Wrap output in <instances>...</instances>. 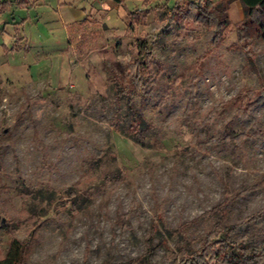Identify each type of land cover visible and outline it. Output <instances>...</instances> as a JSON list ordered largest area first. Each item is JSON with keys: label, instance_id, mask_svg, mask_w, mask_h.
Returning <instances> with one entry per match:
<instances>
[{"label": "rangeland", "instance_id": "1", "mask_svg": "<svg viewBox=\"0 0 264 264\" xmlns=\"http://www.w3.org/2000/svg\"><path fill=\"white\" fill-rule=\"evenodd\" d=\"M113 1L85 0L84 22L67 31L62 11L41 6L20 28L29 47L16 61L30 69L0 72V257L15 237L28 243L26 264H177L215 217L183 235L179 225L220 202L223 183L239 191L264 179V138L205 152L195 145L207 133L219 136L225 123L239 129L232 107L201 123L211 107L243 86L264 85V40L254 39L248 56L236 38L241 2L230 3L229 30L215 44L204 25L187 21L183 31L164 18L174 6L186 11L185 0ZM137 9L143 15L131 21ZM134 59L142 80H153L140 138L126 132L130 116L111 82L118 79L138 107L139 90L123 77ZM188 104L197 132L184 124ZM250 114L264 127V102ZM262 207L264 186L234 202L229 222Z\"/></svg>", "mask_w": 264, "mask_h": 264}, {"label": "trees", "instance_id": "2", "mask_svg": "<svg viewBox=\"0 0 264 264\" xmlns=\"http://www.w3.org/2000/svg\"><path fill=\"white\" fill-rule=\"evenodd\" d=\"M187 10L178 11L175 6L164 18L175 23L179 30L185 31V23L193 21L204 25L212 32V41L217 44L222 34L229 30L231 21L229 17V5L232 0H185ZM242 4L243 17L236 24V38L238 43H243L248 56L253 54L250 44L254 39L264 40V0H239ZM132 20L140 19L143 10L137 9L129 13ZM144 17V16H142ZM141 17V18H142ZM140 61L137 59L129 62L123 73V77H130L134 87L139 90L140 105H135V100L127 88L116 78H111L114 88V100L124 104L130 116V123L126 132L132 138H140L148 126L142 112V107L147 98L153 94V86L149 81H143L138 73ZM194 92L190 91V98H194ZM171 95L166 93L159 98L160 104H169ZM264 102V85L250 88L243 86L232 98L221 101L211 107L205 114L201 123H210L214 118L222 115L227 109H234V116L239 119L240 125L237 132L232 131L229 123L221 127L219 136L206 134L203 139L195 142L196 148L205 152L208 145H226L233 143L238 147L253 138H264V127L260 121L251 116L253 106ZM189 104L183 111L184 124L192 126V131H198V125H194L191 118ZM116 126V122H114ZM100 152L97 151V155ZM118 179V178H116ZM224 186L223 199L217 204L204 211L198 217L189 222H184L177 227L176 232L183 235L185 229L204 217H215V222L210 226L207 233L201 239L195 249L184 251L182 258L177 264H264V232H258V226L264 223V207L245 216L236 223L229 222V214L233 204L243 195L264 186V179L254 181L245 188L234 191L230 190L226 183ZM71 201L74 202L76 194L69 192ZM160 205H157V209ZM30 241V240H29ZM28 243L13 237L10 240L7 251L0 257V264H26L25 257Z\"/></svg>", "mask_w": 264, "mask_h": 264}, {"label": "crops", "instance_id": "3", "mask_svg": "<svg viewBox=\"0 0 264 264\" xmlns=\"http://www.w3.org/2000/svg\"><path fill=\"white\" fill-rule=\"evenodd\" d=\"M120 1L113 2L119 4ZM41 6L49 9L55 7L62 11L65 16L62 23L66 31L67 24L80 19L79 22H84L89 12V4L85 0L77 3L74 0H0V72L2 74L8 76L9 69L15 72L23 71L25 68L28 70L27 67L30 69V65L26 66L24 62L16 61L17 53L27 51L29 47L28 38L20 33V28L23 29L24 25L30 24L32 15L38 13L37 10Z\"/></svg>", "mask_w": 264, "mask_h": 264}]
</instances>
